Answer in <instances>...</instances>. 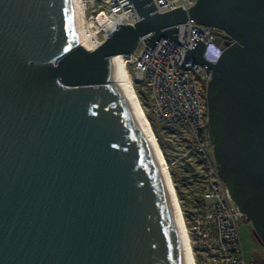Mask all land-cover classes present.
Masks as SVG:
<instances>
[{
  "label": "water",
  "instance_id": "95a60500",
  "mask_svg": "<svg viewBox=\"0 0 264 264\" xmlns=\"http://www.w3.org/2000/svg\"><path fill=\"white\" fill-rule=\"evenodd\" d=\"M76 44L71 0H0V264H187L173 204L111 57L222 30L204 66L213 158L264 254V0H195ZM234 39V43L230 40ZM186 47V46H185Z\"/></svg>",
  "mask_w": 264,
  "mask_h": 264
},
{
  "label": "built area",
  "instance_id": "2783aa9c",
  "mask_svg": "<svg viewBox=\"0 0 264 264\" xmlns=\"http://www.w3.org/2000/svg\"><path fill=\"white\" fill-rule=\"evenodd\" d=\"M152 1L158 12L179 6L188 7L195 2ZM104 9L120 15L118 24H134L140 19L132 0H107L101 10ZM223 33L222 30L189 19L178 25V40L183 45L161 38L151 47L141 40L134 53L126 56V64L131 63L135 67L137 81L144 82L149 89L154 121L165 128L179 130L184 144L192 148L201 166L200 172H197L196 207L185 220L196 264H248L237 228L244 214L230 197L210 152L212 144L205 98L209 75L205 67L190 56L181 65L185 51L196 42L194 38L205 43L202 56L209 63H215L224 48L216 38ZM234 42V39L230 40V43ZM208 48H211L209 53ZM208 56L216 60H209Z\"/></svg>",
  "mask_w": 264,
  "mask_h": 264
},
{
  "label": "rangeland",
  "instance_id": "374dc122",
  "mask_svg": "<svg viewBox=\"0 0 264 264\" xmlns=\"http://www.w3.org/2000/svg\"><path fill=\"white\" fill-rule=\"evenodd\" d=\"M106 2L107 0H83V3L85 4L83 8V15L85 18L82 22L85 26L90 25L91 31L97 32L98 29H101L100 25L95 22L93 18L94 15L102 9ZM104 34L105 29H101L98 31V38L102 40ZM126 66L135 89L138 90L140 87L144 91L147 90L148 92V97H145L144 100V108L148 119H152L153 123H155L154 127L152 126V128L155 135H157V141L169 166V171L171 173V177L176 187V192L183 210V215L187 221L186 218H188V214L193 212L196 207L195 199L198 190L197 172H200L201 166L198 160L194 157L192 148L187 146V144H184L183 136L179 130L177 131L173 128H165L154 121L148 87L144 82L137 81L135 67L133 64H126ZM210 152L213 154L212 146ZM167 158H169V160ZM237 228L240 234L246 261L248 264H259V261L264 258V254L263 249L254 235L253 224L248 221L244 215L238 221ZM194 259L196 260V258Z\"/></svg>",
  "mask_w": 264,
  "mask_h": 264
},
{
  "label": "bare ground",
  "instance_id": "6f19581e",
  "mask_svg": "<svg viewBox=\"0 0 264 264\" xmlns=\"http://www.w3.org/2000/svg\"><path fill=\"white\" fill-rule=\"evenodd\" d=\"M85 2V1H84ZM74 31L76 37V44L82 45L87 49H94L101 43V39L98 38L97 32L91 31L90 25H83L84 17V3L83 0H71ZM120 15H116L107 11V9L101 10L96 16L95 20L98 24L105 29V35L114 29L120 19ZM117 22V23H116ZM141 41V40H140ZM139 44V43H138ZM138 46V45H137ZM137 48V47H136ZM136 48L125 54H116L111 57V79L115 81L118 88L128 100L130 107L144 133V136L152 150L156 163L163 175L166 189L176 212V217L180 229V234L184 246L185 256L187 264H195L194 255L189 240L188 229L185 223L183 210L179 201V197L176 192L169 166L165 160L164 153L157 141L156 135L153 131L150 120L147 117L144 104L141 102L140 97L135 89V86L131 80L128 68L126 66V56L134 53ZM211 52V48H208V53ZM209 60H216L215 57H207Z\"/></svg>",
  "mask_w": 264,
  "mask_h": 264
},
{
  "label": "trees",
  "instance_id": "16d2710c",
  "mask_svg": "<svg viewBox=\"0 0 264 264\" xmlns=\"http://www.w3.org/2000/svg\"><path fill=\"white\" fill-rule=\"evenodd\" d=\"M137 91V93H138V95H139V97H140V100H141V102L144 104L145 102H144V100H145V97H148V92H147V90H143L142 88H140L139 87V89L138 90H136ZM150 119V118H149ZM151 120V123H152V126L154 127V124L155 123H153V121H152V119H150ZM157 134V133H156ZM157 136V135H156ZM168 160H169V158H167Z\"/></svg>",
  "mask_w": 264,
  "mask_h": 264
},
{
  "label": "flooded vegetation",
  "instance_id": "af4514ba",
  "mask_svg": "<svg viewBox=\"0 0 264 264\" xmlns=\"http://www.w3.org/2000/svg\"><path fill=\"white\" fill-rule=\"evenodd\" d=\"M257 239V238H256ZM257 241H258V239H257ZM259 242V241H258ZM259 244H260V242H259ZM260 246H261V248H263V246L260 244ZM259 264H264V258L263 259H261L260 261H259Z\"/></svg>",
  "mask_w": 264,
  "mask_h": 264
}]
</instances>
